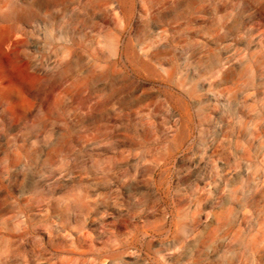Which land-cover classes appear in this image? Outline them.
<instances>
[{
  "label": "rangeland",
  "instance_id": "1",
  "mask_svg": "<svg viewBox=\"0 0 264 264\" xmlns=\"http://www.w3.org/2000/svg\"><path fill=\"white\" fill-rule=\"evenodd\" d=\"M0 264H264V0H0Z\"/></svg>",
  "mask_w": 264,
  "mask_h": 264
}]
</instances>
